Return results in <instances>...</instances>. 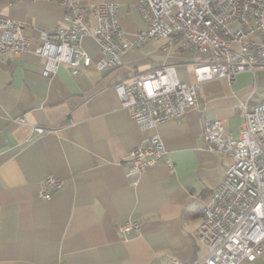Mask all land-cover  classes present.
<instances>
[{
    "label": "crops",
    "instance_id": "crops-1",
    "mask_svg": "<svg viewBox=\"0 0 264 264\" xmlns=\"http://www.w3.org/2000/svg\"><path fill=\"white\" fill-rule=\"evenodd\" d=\"M88 2L117 3L130 40L145 28L135 0ZM0 16L22 22L34 47L41 30L61 24L65 10L46 0H0ZM167 42L134 45L118 67L88 68L77 77L62 64L43 74V59L31 51L0 59V264H193L205 256L196 231L228 157L207 150L204 123L222 120L237 138L239 105L264 100V68L232 81L201 82L200 109L141 130L113 85L161 64L173 65L179 81L194 82L191 63L203 56ZM81 46L98 59L93 38L84 36ZM34 126L51 130L37 135ZM154 136L170 163L129 175L121 161ZM49 176L61 187L43 198L39 192ZM126 219L136 220L138 230L119 231Z\"/></svg>",
    "mask_w": 264,
    "mask_h": 264
},
{
    "label": "built area",
    "instance_id": "built-area-1",
    "mask_svg": "<svg viewBox=\"0 0 264 264\" xmlns=\"http://www.w3.org/2000/svg\"><path fill=\"white\" fill-rule=\"evenodd\" d=\"M65 10L61 24L51 32L41 30L34 47L23 34V23L0 16V59L6 53L31 51L43 59L42 72L49 75L59 65L77 77L82 70H110L122 64L120 57L134 45L167 39L165 46L178 41L182 49L203 57L191 63L194 82L178 80L173 65L161 64L132 74L129 82L113 88L130 117L141 130L181 117L187 108L200 109L198 86L213 78L232 81L242 72L255 74L264 68V0H135L145 28L130 40L118 21V4H91L88 0H46ZM88 17L94 23H88ZM90 36L98 45L99 57L82 48ZM236 45V49L233 46ZM240 124L232 138L222 120L204 123L207 150L225 154L228 163L220 184L202 207L196 231L205 248L203 258L193 264H264V100L239 105ZM72 124L71 122H69ZM51 128L34 126L37 135ZM170 163L163 143L151 137L133 148L121 161L131 176L148 165ZM61 181L43 180V198L59 190ZM125 233L138 230V222L126 219L118 225Z\"/></svg>",
    "mask_w": 264,
    "mask_h": 264
},
{
    "label": "rangeland",
    "instance_id": "rangeland-1",
    "mask_svg": "<svg viewBox=\"0 0 264 264\" xmlns=\"http://www.w3.org/2000/svg\"><path fill=\"white\" fill-rule=\"evenodd\" d=\"M233 48L236 49L237 48L236 45H234ZM241 264H245V262L241 263ZM246 264H249V263H246Z\"/></svg>",
    "mask_w": 264,
    "mask_h": 264
}]
</instances>
